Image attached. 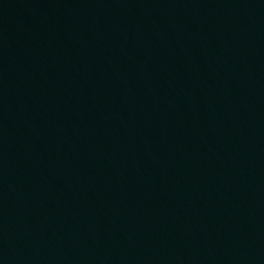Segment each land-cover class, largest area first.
Returning <instances> with one entry per match:
<instances>
[{
	"label": "water",
	"instance_id": "water-1",
	"mask_svg": "<svg viewBox=\"0 0 264 264\" xmlns=\"http://www.w3.org/2000/svg\"><path fill=\"white\" fill-rule=\"evenodd\" d=\"M0 264H91L0 241Z\"/></svg>",
	"mask_w": 264,
	"mask_h": 264
}]
</instances>
